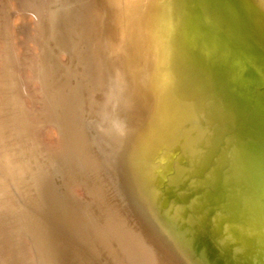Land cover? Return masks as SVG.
Returning <instances> with one entry per match:
<instances>
[{
    "label": "bare ground",
    "instance_id": "obj_1",
    "mask_svg": "<svg viewBox=\"0 0 264 264\" xmlns=\"http://www.w3.org/2000/svg\"><path fill=\"white\" fill-rule=\"evenodd\" d=\"M17 1L0 0V20L11 5L35 15L34 31L26 32L42 48L34 53L25 46L23 63L36 55L45 62L38 68L42 77L53 84L50 94L46 84L27 93V103L39 105L31 111L18 98L17 70L6 66L0 216L19 211L27 235L0 226L6 254L0 264L15 261L14 249L21 264H206L190 233L205 232L209 210L215 231L226 211L217 196L239 192L227 179L246 181L253 194L250 171L264 162L255 139L264 136V0ZM4 30L5 38L16 31ZM61 57H67L64 67ZM63 92L85 106L74 112L82 121L78 131L68 128ZM46 116L60 141L49 151L28 142ZM186 213L194 216L192 228ZM76 215L86 231L74 229ZM250 237L240 236L241 247L225 238L239 264L254 261L244 248ZM241 248L245 253L237 257Z\"/></svg>",
    "mask_w": 264,
    "mask_h": 264
},
{
    "label": "rangeland",
    "instance_id": "obj_2",
    "mask_svg": "<svg viewBox=\"0 0 264 264\" xmlns=\"http://www.w3.org/2000/svg\"><path fill=\"white\" fill-rule=\"evenodd\" d=\"M14 1L15 0H13V2L12 3H14ZM15 3H19V0L17 1V2H15ZM14 8V9H16L15 10V12L17 13H15L14 12V9L12 10V8ZM11 7H10V12H11V14H9V12H7V15H6V19H4V18H2L1 20H0V34H1V37H0V65L2 64V66H0V67H2V68H5L4 70L3 69H1L0 68V86H4L7 82H8V80H9V74H7V73H5V70L7 69V67H12V68H14L15 70H17V72H16V79H14V84H16V85H18L19 86V92H18V98H20L21 100H24V104L27 106V108L29 109V110H31V111H33V110H35V109H37L38 107L37 106H39L38 104H36V103H34V101H32L31 103H32V105L30 104H28L27 102H29L30 103V100L28 101V99H29V96H28V94H30V93H32L33 92V90L34 91H36V90H41L42 88L44 89V87L47 85L48 86V88H49V90L47 89V92L50 94V92H51V89H50V86L48 85L49 83H51V84H53V79L52 80H50L49 82H48V80H47V82H46V80L42 77V76H45L44 75V73L43 72H41V71H39L38 70V68H40V67H43L44 65H45V62H42V61H38V62H36V60H37V56L36 55H33L32 56V58L35 60V61H33V62H24L23 63V61L25 60V57L23 56V55H21L22 54V52L23 51H25V49H26V47H28L29 45H30V49H31V51L33 50V51H35V50H37L36 52H34V53H37L38 52V50H41V48H42V46H41V44H38V43H36L35 41L33 42V40L32 41H30L31 39H28V37L29 38H32V37H30L29 36V34H27V30H29V31H34V29H35V23H36V18H35V15L34 14H32L31 12L30 13H28V11H26V9H24V8H22L21 7V9H19L20 7H16V5L15 6H13V5H11ZM23 9V10H22ZM32 9V8H31ZM12 10V11H11ZM20 10H21V12H20ZM26 11V14L27 15H25V11ZM24 11V12H23ZM19 12V13H18ZM22 13H24V15L27 17V19H29V23H28V20L25 18V16L22 14ZM31 14V15H30ZM14 15V16H13ZM21 15H23V17H21ZM34 15V16H33ZM19 16V17H18ZM29 16V17H28ZM40 16H42V15H40ZM23 18L25 19L24 21H23ZM32 18L35 20H32ZM45 19V18H44ZM25 21H27L26 23H24ZM46 21V20H45ZM4 24V25H3ZM24 24V25H23ZM25 24H27V25H25ZM21 25V26H20ZM31 25V26H30ZM16 26V27H15ZM28 27V29H27V27ZM32 26H33V28H32ZM16 29H15V28ZM30 27H31V29H30ZM7 28H10L12 31L13 30H16V31H19V32H17L16 33V31H14V32H12L11 34L9 33V34H6V38L4 37L5 36V30L4 29H7ZM25 31V33H24V31ZM3 30V31H2ZM20 30H21V32H20ZM4 35H3V34ZM15 33L17 34V37L16 36H14L15 35ZM19 33H21V34H19ZM19 34V35H18ZM24 34V35H23ZM27 34V35H26ZM2 35H3V37H2ZM24 36V38H23V36ZM27 38V39H26ZM23 39V40H22ZM24 39H26V40H29V41H27V43L25 44V40ZM33 39V38H32ZM6 41V42H5ZM1 42H2V44H1ZM30 42V43H29ZM9 43H10V45H9ZM29 43V44H28ZM5 44V45H4ZM2 45V46H1ZM8 45V46H7ZM26 46V47H25ZM66 48L68 49V51H70L71 52V48H70V45L68 44H66ZM24 48V49H23ZM7 49H8V51H7ZM17 50V51H16ZM10 51H11V53H10ZM32 51V52H33ZM53 51V52H52ZM51 52H52V54H53V56L57 53L56 51H55V49L54 50H52ZM7 52V53H6ZM27 52H30L29 50L27 51ZM8 53H10L9 55H8ZM49 54V53H48ZM19 56H21V57H19ZM39 56V55H38ZM17 57V58H16ZM68 57V56H67ZM67 57H61L62 59H60V65L62 66V67H64L66 64H67ZM7 58H8V60H7ZM10 58H12V59H10ZM65 58V59H64ZM23 59V60H22ZM16 60V61H15ZM63 60H66V61H64V63H62V61ZM5 61V62H4ZM9 63H8V62ZM22 61V62H21ZM3 62H4V64H3ZM7 62V63H6ZM66 62V63H65ZM15 63V64H14ZM20 63H22V64H20ZM37 63V64H36ZM7 64H9V65H7ZM18 64V65H17ZM44 64V65H43ZM63 64H65L64 66H63ZM4 65V66H3ZM25 65V66H24ZM7 66V67H6ZM37 66V67H36ZM29 69V70H28ZM4 72H3V71ZM32 70V71H31ZM34 70V71H33ZM2 71V72H1ZM19 71V72H18ZM21 72V73H20ZM30 72V75H28V73ZM21 74V75H20ZM28 75V76H27ZM39 76V77H38ZM33 78V79H32ZM49 78H51V77H49ZM3 79V80H2ZM41 79V80H40ZM31 80V81H30ZM29 81V82H28ZM38 82V84L37 85H35L37 82ZM35 83V84H34ZM30 84V85H29ZM46 84V85H45ZM43 85V86H42ZM36 86V87H35ZM38 87V88H37ZM29 89H31L30 91H29ZM2 92V91H1ZM21 92V93H20ZM20 93V94H19ZM28 93V94H27ZM68 94V95H67ZM3 95H6L5 94V92H3ZM76 94H74V95H72L71 93H69V92H63V94H62V96H63V102H64V108L66 109V111L68 112V118L71 120L70 122L71 123H69L70 125L68 126V128L70 127V129H72V128H75V126H77L75 129L78 131V129H82V121H81V119L80 118H78L77 116H76V114L74 113L75 112V109H76V111H77V113L78 112H80V113H82V112H84L85 111V109H84V107H80V106H77V104L76 103H78L77 102V98H76V96H75ZM66 96V97H65ZM75 96V97H74ZM68 97V98H67ZM4 98H6L7 99V96L6 97H4ZM4 98H2V100H4ZM27 98V99H26ZM74 98V99H73ZM70 101H69V100ZM54 101V100H53ZM68 102V103H67ZM51 103V102H50ZM49 103V104H50ZM66 103V104H65ZM55 105V104H54ZM54 105H50L51 107H53ZM56 105H57V103H56ZM68 105H70V106H68ZM74 105V106H73ZM35 108H34V107ZM49 105H48V107H50ZM51 107L49 108V110H51ZM76 107V108H75ZM79 107V108H78ZM69 108V109H68ZM79 109V110H78ZM81 110V111H80ZM31 116V118L34 120V122H39V119L40 118H38L37 117V115L36 114H31L30 115ZM47 117V116H46ZM45 117V119H44V117H43V120H42V123H41V127L40 126H37L36 127V129H37V131L35 132V135H36V137H34V140L33 139H29L28 140V142H36L37 144H42L43 146H45L46 148H47V150L49 151L50 149L52 150V149H54L55 148V146H58L59 145V135L57 134L58 132L56 131V128H55V126L53 125L54 124V120L53 119H49L48 117V119ZM77 117V119H75ZM78 120H80V121H78ZM77 122V125L75 124ZM51 123H53L52 124V126H50L51 125ZM47 125V126H46ZM36 126V125H35ZM52 127H54L55 128V130H54V128H52ZM52 128V129H51ZM41 129V130H40ZM42 129H44V131L46 132H44ZM49 130V131H48ZM44 133L45 134H47V135H44ZM50 133L51 134H55L56 133V137L54 136V135H50ZM52 138H51V137ZM41 138H43V139H41ZM53 138L55 139L56 138V140L54 141L53 140ZM80 138V137H79ZM52 139V140H51ZM41 140H42V142H41ZM58 140V141H57ZM54 146V147H51L50 149H49V147H47V146ZM68 156L69 157H71V159H73L74 157H75V151H74V148H69V150H68ZM72 168V166H70V169ZM72 171V170H71ZM77 179V178H75V176H73L72 177V179ZM66 182H67V184H69L70 183V180H69V178L66 180ZM78 184L80 185L81 183L80 182H78ZM19 211H15L14 213H12V214H7V215H5V216H0V226H5V225H11V226H13L14 225V228L11 230V231H13V232H18L19 234H21L22 233V235L24 234L22 231H24L25 232V234L27 235V233H26V228H25V220L22 218V216H21V214L20 213H18ZM18 213V214H17ZM77 216V217H76ZM76 216H74V217H76V218H74L73 219V223H74V225H75V230L77 231L79 228L81 229L82 228V225H83V228L85 229L84 231H86V227H85V224L83 223V220H81V218L80 217H78V215H76ZM17 218H19V219H17ZM8 219H10V221L12 222V223H10V222H8ZM78 219V220H77ZM80 219V220H79ZM7 222H6V221ZM20 222H19V221ZM81 221H82V223H81ZM18 222V223H17ZM21 222H23V223H21ZM77 222H79L81 225H77ZM78 223V224H79ZM17 224V225H16ZM21 224V225H20ZM19 225V226H18ZM24 225V226H23ZM15 226H17V227H15ZM81 226V227H80ZM19 227H21V228H19ZM17 228V229H16ZM19 228V229H18ZM78 228V229H77ZM82 228V229H83ZM16 229V230H15ZM82 229L80 230V231H82ZM10 232V231H9ZM78 232H79V230H78ZM2 235H4V233L2 234ZM6 236V234L4 235V237ZM25 236V235H24ZM23 236V237H24ZM7 237V236H6ZM35 239H36V241H40V240H38V237H35ZM24 241V240H23ZM22 241V242H23ZM35 241V242H36ZM29 242V243H28ZM27 243H28V247H29V244H31V241H28ZM40 243H41V241L39 242V245H38V243H36L38 246V249L41 251L42 250V247H41V245H40ZM23 245H24V243H23ZM26 247H27V245H26ZM27 247V248H28ZM41 249H40V248ZM30 248V247H29ZM1 249V248H0ZM30 250V249H29ZM3 253V255H2V253ZM1 252H0V260H2L3 259V257L4 258H6V254L4 253V250L3 249H1ZM13 253H14V255L16 256V258H14L15 259V261L12 263V264H18V262H20L19 264H21V262L22 261H24V258H22V256L17 252V249H14L13 251H12ZM16 252V253H15ZM19 255V256H18ZM108 255V256H107ZM106 256H107V259L109 260L110 259V257H111V260H114L113 259V256L112 255H109V254H107ZM20 257V258H19ZM25 257H27V256H25ZM22 258V259H21ZM107 260V261H108ZM105 264H107V263H105Z\"/></svg>",
    "mask_w": 264,
    "mask_h": 264
},
{
    "label": "water",
    "instance_id": "obj_3",
    "mask_svg": "<svg viewBox=\"0 0 264 264\" xmlns=\"http://www.w3.org/2000/svg\"><path fill=\"white\" fill-rule=\"evenodd\" d=\"M248 137H254L252 135H247ZM255 138V137H254ZM257 139L259 145L264 148V136ZM262 169L258 171L257 169H251L250 172L255 173V191L250 194L248 183L244 180L236 181L227 179L229 183L235 185L234 187L239 188V192L233 196H227L221 199V195H218L216 203L217 207H222L226 209L224 219L217 222L215 231L209 230L212 227L215 211H208V216L206 220V225H204L205 232L199 234V231L192 230L189 239L194 241V246L196 249L200 250L206 258V264H239V262L234 261L232 257L229 256L224 245H226V237L230 236L234 240V244L237 247H241V238L245 232L251 236L249 244L247 243L244 248H250V253L248 254L252 260L250 264H264V162L262 161ZM224 182V181H222ZM251 183V182H250ZM244 186V187H243ZM199 197V195H198ZM247 197V198H246ZM251 197V198H250ZM250 198V199H249ZM210 202V201H209ZM214 203H208V205H213ZM189 213V212H187ZM185 214V220L192 221L188 227L192 228L194 226L195 220L194 216H189ZM231 214H233L231 216ZM237 215V216H236ZM239 215V216H238ZM246 216H250L249 223L245 220ZM222 217V218H223ZM227 217V218H225ZM255 217V219H253ZM213 218V220H212ZM260 225H257V220ZM194 220V221H193ZM237 223H235V222ZM241 225V227L238 226ZM251 223V224H250ZM236 225V226H235ZM244 225V228H243ZM261 226V227H259ZM254 228V229H253ZM194 233V236L191 234ZM202 233V232H201ZM243 245V244H242ZM248 246V247H247ZM243 252V253H242ZM245 251L241 248L240 253L237 257L244 255Z\"/></svg>",
    "mask_w": 264,
    "mask_h": 264
}]
</instances>
